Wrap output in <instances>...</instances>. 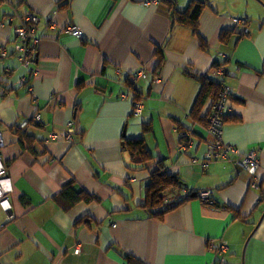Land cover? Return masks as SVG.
<instances>
[{
  "label": "crops",
  "instance_id": "0c3cea01",
  "mask_svg": "<svg viewBox=\"0 0 264 264\" xmlns=\"http://www.w3.org/2000/svg\"><path fill=\"white\" fill-rule=\"evenodd\" d=\"M204 1L194 30L165 0H0L2 158L14 187V217L0 208V264H264V0ZM27 13L39 17L29 68L17 37ZM218 64L232 88L223 138L257 151L254 171L202 164ZM140 69L149 77L133 85ZM70 125L72 141L49 138ZM140 138L147 166L126 147ZM157 169L179 181L161 215L146 207ZM71 181L86 198L65 208L55 197Z\"/></svg>",
  "mask_w": 264,
  "mask_h": 264
},
{
  "label": "built area",
  "instance_id": "2783aa9c",
  "mask_svg": "<svg viewBox=\"0 0 264 264\" xmlns=\"http://www.w3.org/2000/svg\"><path fill=\"white\" fill-rule=\"evenodd\" d=\"M20 26L17 27V37L19 39V53L20 60L22 64L29 68V65L36 60L37 48L39 38L37 37V26L39 23V17L35 13H27L23 19ZM234 24L243 25L244 33L243 35L249 34L248 20L245 18H233ZM67 32L73 34H80V31L75 25H68L66 27ZM240 33V32H239ZM2 55L6 52L3 49L1 51ZM35 72V70H32ZM228 69L222 64L213 66L211 69V75L217 78L219 82V92L218 96L213 105V111L209 118L208 131L211 135V140L208 145V153L202 164L207 167L210 162L214 160H229L235 167H240L243 169H248L254 171L260 164V159L257 151L250 150L248 152H242L236 146L226 142L223 138L224 125L226 122V111L227 105L230 101L232 95V88L230 85L226 84L225 80L227 78ZM149 72L145 69H140L129 76V81L135 85L140 78H148ZM26 78L22 79L24 82ZM135 112L141 114L143 109V104L141 101H136L134 105ZM41 115L36 114L35 119L40 120ZM26 126L27 123L25 122ZM74 128L72 125L68 126L65 132L60 135L57 133H50V139H57L58 136L66 138L68 141L73 140ZM182 136L187 137V133H183ZM189 137V136H188ZM191 139V138H189ZM190 143V140L187 142ZM5 146V140L3 136V131L0 127V208L2 211L7 213L8 219H12L14 214L12 211V204L10 200V195L14 190L11 177L8 173L7 166L5 165L2 158V149ZM186 147V144L183 145ZM252 187L259 188L260 185L253 181L251 183ZM264 191V190H263ZM198 197L204 201L213 202L212 192L210 190L198 191ZM0 223V228L2 227ZM228 248V244L225 241H220L218 244V251L224 252ZM215 264H225L224 262Z\"/></svg>",
  "mask_w": 264,
  "mask_h": 264
},
{
  "label": "trees",
  "instance_id": "16d2710c",
  "mask_svg": "<svg viewBox=\"0 0 264 264\" xmlns=\"http://www.w3.org/2000/svg\"><path fill=\"white\" fill-rule=\"evenodd\" d=\"M170 9H172V16L174 22L177 23H187L193 27L194 30L197 29L198 16L204 7V0H192L188 8L185 10H180L177 8L176 0H165ZM212 84L216 89V95H218L220 84L212 80ZM183 139L185 136H181ZM126 147L130 153L132 162L135 164H140L141 166H147L148 161L152 159V154L148 149L145 139H134L127 140ZM179 185V181L176 177L169 175L163 171L157 169L152 174L151 182L146 185V207L150 208L155 215H161L168 209L173 208L176 205L169 204L165 206V196L169 189H173L175 186ZM198 195V193H197ZM86 198L82 192H79L74 187V182H69L63 186L61 191L56 195L55 199L63 207L67 208L76 202ZM131 260L133 256L127 255Z\"/></svg>",
  "mask_w": 264,
  "mask_h": 264
},
{
  "label": "rangeland",
  "instance_id": "374dc122",
  "mask_svg": "<svg viewBox=\"0 0 264 264\" xmlns=\"http://www.w3.org/2000/svg\"><path fill=\"white\" fill-rule=\"evenodd\" d=\"M0 214H2V213L0 212Z\"/></svg>",
  "mask_w": 264,
  "mask_h": 264
}]
</instances>
